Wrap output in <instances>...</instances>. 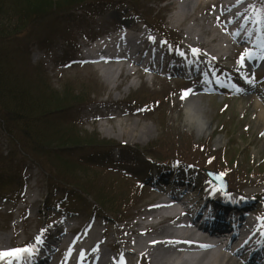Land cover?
<instances>
[{
  "label": "rangeland",
  "instance_id": "obj_1",
  "mask_svg": "<svg viewBox=\"0 0 264 264\" xmlns=\"http://www.w3.org/2000/svg\"><path fill=\"white\" fill-rule=\"evenodd\" d=\"M9 1L10 3L1 5V11L6 10L3 11L5 13L12 11V3L15 4L17 1ZM19 1L18 5L23 3L27 5V7H22L18 13L19 22L23 23V27L18 34L10 33L11 36L8 37L11 38L0 41V52L9 62H17L21 66L17 68V72L25 79L19 76L20 87L27 90L30 96L31 94L41 95L40 92H44V89L47 92L50 91L48 94L50 100L45 104L53 109L45 118L40 120L39 124L36 123L37 126L32 130L34 134H41L47 142L61 131L64 139L86 135L106 140L110 143L109 145L113 146L122 142L158 152L175 151L183 149L184 146L185 149H190L191 140L186 133L193 136L196 142L210 136L207 139L209 143L207 146L208 151L224 147V160H226L227 155L231 159H235L234 165L237 170H241L244 166L257 167L258 165L263 171L261 179L258 178L259 180L256 182L254 180L248 181L247 184L249 185H246L244 189L254 196V210L258 211V209L264 208V190H262V186H264L263 132L256 129L253 124V115L258 111V108H254L252 103L246 101V96L251 95L254 97L253 101L258 103V107L264 110V80H257L259 76L264 74V64L255 69L254 75L250 74L251 67H246L244 71H240L242 69L239 67L240 61L242 57L243 60L246 59L245 46L235 45L236 47H232L233 49L230 48L233 58L220 60L218 64L235 72L232 75L235 82L228 79L233 87L236 85L237 88H243L247 85L250 87L249 91L243 95L233 94L228 97H222L218 93L216 95L209 94L206 91H197L196 93L197 101L204 102L209 109L206 118L209 120L210 126L203 135H194L187 124L183 122L184 98L182 99L181 95L186 90L196 88L202 82L201 78L196 77V75L188 80L177 75H171L169 80L160 79L154 76L155 73L147 70L142 71L139 64L127 60V57H123V60L120 61H108L110 63H101L100 65L95 63L94 66L74 62L81 51L78 41L90 42L95 35L110 30L113 31L115 27L120 28L121 24L126 22H132L135 26L138 24L137 27L140 28L142 14H148L147 11L150 10L153 12L150 14L162 17V24L182 38V41L183 38L184 41L197 38L201 42H208L211 47L217 48L216 44L223 42V37L217 43L211 37L212 34L216 35L215 31H220V29L216 25L214 28V25H210L206 20L209 13L211 14L212 8L210 6L205 4L202 7L201 5L196 10H192L194 12H189L188 9L184 8L185 12L193 13V16L178 26V28H181L179 34L176 30L177 25L173 23L171 18L172 9L168 6L170 0H131L132 2L122 0L118 3L103 5L102 8L98 7L97 10L99 8L100 10L97 12L95 6L86 7L81 11L74 12V15L70 17V19L76 20L77 15V20L79 19L76 21L77 24L70 25L72 26V31L69 33V37L72 39L71 44L66 43L60 37H55L46 48H41L35 42L40 39V37H37L38 32L45 30L43 29L45 28L43 18L55 11L41 14V19L34 13L48 11L51 8L55 10L56 6L53 5L50 8L45 6L46 8L33 12V0ZM56 1L63 2V0ZM183 1L180 0V4H183ZM254 1L261 2L262 0ZM133 2L136 4L138 12L134 10ZM71 6L60 4L58 5V11L68 10L66 8ZM67 12L69 11L64 13ZM189 28L192 29L191 33L186 30ZM52 29H57L54 33L63 34L64 32L62 29H58L56 25ZM150 31L155 32L153 29H150ZM35 37L37 38L33 39ZM24 49L28 50V58L31 63L41 65L47 74L43 72L44 75L41 74L36 67L28 64ZM154 49L156 50V48ZM133 58L139 59V56ZM112 63L114 65H111ZM108 68H112L113 72L112 76L106 77L104 74ZM42 80L48 85L43 84ZM34 96L33 99L38 98L36 95ZM139 98H141V102L143 99H145L143 100L145 102L151 101L152 106H138L142 104ZM83 99H89V103L84 107H73L71 109L72 106L77 102H82ZM69 104L71 105L66 109L64 108L65 110H59ZM55 106L56 108H54ZM75 112L78 114L74 118ZM66 114H68L71 121L76 123L77 128H75V131L64 130L65 127L69 126L64 122L68 120ZM64 115L65 118L62 120ZM47 119L49 120L47 121ZM31 145L32 148L28 150V146L24 141H16V152L9 160L7 156H4L6 157L5 160L0 162V192L2 193L0 196L6 198L5 192L8 187L17 191L15 196L6 198L7 200L0 197V235L4 236L6 245L12 246L15 243H17L16 245H24L31 237H38L43 233L46 235L52 232L60 234V232L55 231V227H52L51 224L63 219L64 216H56V214L59 215L58 212L63 213L74 210L68 213L72 214L67 220L70 222L69 224L82 228L94 223L105 228L104 235L101 237L103 238L102 245H104L103 248L101 245V257H103L102 253H105L114 258L120 255L122 251V242L119 239L122 235L121 227L133 224L136 220L145 223L156 221L157 218L151 216L153 214L150 217L146 215L145 218H141L143 213L155 203L154 197L156 195L151 186L147 185L148 180H142L144 176H142L143 174L139 169L142 168V165L126 164L120 166L115 164L114 160L117 158L115 157L112 160L104 153L108 148L107 146L86 148V154L80 157L84 160L79 162V159L71 153L74 151L77 154V152L84 150L83 148L73 150L69 146H61L46 150L44 147ZM10 148L8 141L0 137V155L7 154ZM59 154L61 156L58 159ZM22 155L33 157L32 161L34 163L22 159ZM89 158L94 163L87 161ZM51 161L55 163V166L51 164ZM71 161L73 164H71ZM81 162L86 166L84 164H82L83 166L79 165ZM40 164L45 165L48 169L45 168V171H43ZM122 169L126 170L127 180L120 172H115ZM193 173L200 180V173L197 170H194ZM119 175L124 176V180L129 183L133 182L132 179H134L136 187L143 186L138 193V197L141 198L134 200V205L125 212L126 219L119 224L110 222L102 225V217L100 216L104 215L105 212L101 210H98V217L90 214V211L85 208V205L91 203L90 193L86 195L85 191L81 193L78 190L83 200L80 198L77 203L62 200L58 209L50 207V203L55 198L52 196L61 197L62 190L59 189L67 186L65 184H70V182L78 183L75 188L79 189L80 186H84L83 183H86L88 190L95 189L103 195L106 191L115 197L117 190L118 192L121 191L126 185ZM113 177L116 180L114 185L110 182ZM14 178L21 179L16 186L10 181V179L15 181ZM59 183L61 185L57 186V190L52 187ZM106 185H110L111 188ZM256 191H259V193L257 194ZM90 192L93 191L90 190ZM48 200L49 202H47ZM58 202L60 203V200ZM123 214H119L118 217ZM51 221L52 223H50ZM131 236L128 234L126 237ZM65 237L68 238V235H65ZM139 238L146 243L156 240L155 235L144 228H141ZM52 239L57 241L54 237ZM51 242L50 240L47 241V243ZM177 248L162 245L154 250V259L165 261L164 264H180L179 261L172 260L173 257L180 252L187 251ZM140 252L137 255H130L131 257L124 256L123 259H125L126 264H150L148 260L141 257ZM194 252H198L197 249H194Z\"/></svg>",
  "mask_w": 264,
  "mask_h": 264
},
{
  "label": "bare ground",
  "instance_id": "obj_2",
  "mask_svg": "<svg viewBox=\"0 0 264 264\" xmlns=\"http://www.w3.org/2000/svg\"><path fill=\"white\" fill-rule=\"evenodd\" d=\"M183 1V0H182ZM186 2L183 1V4H178L177 0H170L169 1V8L172 9V15L171 18L173 20V23L176 24L177 26L181 25L185 20H187L189 17L193 16V13H189V12H194L192 10H196L197 8H199L203 3L204 0H185ZM206 2V1H205ZM235 2H237V0H231V1H227L226 5L229 6L231 5L230 10H232V8L235 7ZM240 3H245L243 7L248 6L250 8V11H255L256 9V5H255V9L253 7H250V5L255 4L254 0H240ZM243 7L241 9H239L238 11H235L236 13H234L235 15L233 17H235V19H240V16H242L243 14ZM185 9H188L187 12H185ZM246 12V11H245ZM218 21L222 20V16H219ZM243 23L245 24V19H242ZM241 20V21H242ZM208 22V21H207ZM224 25H226L227 27V23L225 21H221ZM119 28V27H118ZM121 29H126L130 32L129 35V40H137L138 44H140L141 42H143V37L144 34L141 33V35H135V33L133 31L138 30L137 26L134 25V23L132 22H126L124 24H121L120 26ZM227 29H229V26L227 27ZM188 30V33L192 32V29H186ZM230 30V29H229ZM207 33V32H206ZM132 34H134L133 36H131ZM233 36L236 35V33H232ZM148 37V36H147ZM213 40H216V43L218 42V36L215 34L211 35ZM111 40V39H110ZM153 39H151V43H154V41H152ZM192 45L195 46L196 48L200 47L201 49L205 48L204 51L206 53H212L214 51H217V48L215 47H211V44H208V42H201L200 39H192ZM110 41L106 42L104 45H98V46H94L91 49H87L85 51H82V53H84V56H87L88 58H99L101 57L102 60L100 61H104L105 59H107V52L108 49L110 48V46H108ZM185 48H189V46H185ZM194 48V47H193ZM221 49V48H219ZM138 50V49H136ZM140 51H129V50H121V55H127L129 57L131 56H135L136 54H138ZM255 54V50L252 52L251 55ZM114 58V57H113ZM112 58V59H113ZM245 62H249V58H247L245 60ZM97 64H100L99 62ZM111 65H114V63H112ZM107 67L106 65H102ZM100 68V67H99ZM106 73L104 74L106 77L108 76H112V68H108L105 70ZM197 99L192 96H188L186 101L184 102V106L186 107L187 105H192L193 108L197 107ZM248 100V101H247ZM253 97L250 95H247L246 97V101L249 103H252V106L254 108H258V111H256V113H254V120H253V124L254 127L258 130H262L263 135H262V142L264 144V110L260 109L258 107V103H256V101H253ZM256 110V109H255ZM207 120V129L208 130L210 123L209 120L206 118ZM186 123V122H185ZM219 141V140H218ZM210 188H213L214 190V186L211 185V187H209L208 190H210ZM207 190V192H208ZM172 197H175L176 194H171ZM175 198H179V197H175ZM187 201L193 202L192 198H188ZM185 202V201H184ZM183 202V203H184ZM207 202L204 201L203 205H205ZM201 204V201H200ZM215 206L216 205H212L211 209H210V216H212V218H214L215 216L218 217L219 214H217V212H221L223 213L221 216L224 217L225 214L224 212H226L224 209H222L221 211H219V207L217 208V212H215ZM183 212L187 211V208H182ZM153 214V215H151ZM147 216L150 217H156V221H152L149 223H145L144 221H138L136 220L133 224H128L124 227L120 228V231L122 233L121 237H119V239L122 242V251H121V255H117L114 258H111L108 254L102 253V256L100 258V261L96 260L94 257L91 258V264H126V262L123 260L124 256H128L131 257L130 255H137L138 252H140L141 257L145 258L146 260H148V263L150 264H164L165 261L162 260H158L157 258L154 259V250L157 249L158 247L162 246V245H166L169 246L170 248H174V247H178L177 249H186L188 252L186 253H178L176 254L172 259V260H176L179 261L180 264H241L238 263L234 260L231 259H227L221 252H219L217 249L212 248V246H210L209 248H207L206 250L202 251V252H194V249H198L197 247V242L193 239L196 238L195 234L192 231L183 229L182 231H170L166 224H164V222L170 220V218L172 216L176 217L177 221H182V216L180 215V213L178 212V207L173 205V204H168L167 201H165L164 199H158L156 200V202L150 206L142 215V219L145 218ZM225 220V218H222V221ZM252 225L256 224V221H249ZM141 228H144L146 231H151L153 235H155L156 240L154 242L151 243H146L143 241V239L139 238V234L141 232ZM264 230V228H263ZM65 231H63L64 233ZM92 234L96 235V236H100L103 233H101L97 228L94 227ZM128 234L132 235L131 237H126L128 236ZM126 235V236H125ZM199 239V237H197ZM188 240V241H186ZM192 240V241H191ZM95 242V241H94ZM93 242V243H94ZM92 243V245H93ZM17 243H15L14 245H6L4 243V236L0 235V251H7V248H12L16 245ZM181 245V246H178ZM58 246V245H57ZM57 246H53V247H45V246H39L37 248L39 255H37L38 257V262L39 264H42L44 262H51L50 264H67V262L65 260H62V254L65 253H70V245L67 242H63L61 246H59V248H57ZM85 247L82 244H79L77 247V251L76 253H80ZM112 255V254H111ZM1 262V261H0ZM42 262V263H40ZM2 264H7V262H2ZM13 264H16V262H13ZM33 264H37V263H33Z\"/></svg>",
  "mask_w": 264,
  "mask_h": 264
},
{
  "label": "trees",
  "instance_id": "obj_3",
  "mask_svg": "<svg viewBox=\"0 0 264 264\" xmlns=\"http://www.w3.org/2000/svg\"><path fill=\"white\" fill-rule=\"evenodd\" d=\"M16 1L17 2H15V4L11 2L13 4L12 11L5 13L3 11H6V10H2V11L0 10V41H3L7 38H11V37H8V36H11L9 35L10 33L17 34L23 27V23L19 22L18 13L20 12V9L22 7H27V5L26 3L18 5L20 1L19 0H16ZM101 1H109V0H63V2L61 1L57 2L56 0H33V12L38 11L40 9H44L46 7L50 8V6L52 7L53 5L56 6L55 10L51 8L48 11L34 13L36 16L40 18L41 14L50 13L52 11H55L54 13L48 14V16L43 18L45 22L43 24L45 28L43 29L45 30L38 32V35L47 36L48 34L49 35L56 34L54 32L57 29L55 30L52 28L55 26V24H61L60 20H62V18L66 14L64 13L65 11H70L71 9L82 7L85 5L98 4ZM7 3H10V1L0 0V7L1 5H4ZM60 4H68L72 6L66 8L68 10L63 9L61 11H58V5ZM41 38L42 37H40L39 40H41ZM1 53L2 52H0V126H2L6 130V133L9 136L11 144L15 146V148L12 149V151H10V153L7 155L8 160L16 152L15 150L16 141H24V143H26L28 146L27 147L28 150L32 148L31 144L39 146V147H44L46 150H49L52 148H58L61 146H69L70 148H73L75 150L79 148L86 149L92 146L94 147L95 146H109L110 143H108V141L106 140H101L97 137H90L86 135L84 137L72 136L70 139H64L62 137V132L60 131L58 132V135L51 137L47 142H45V139L44 137H42L41 134H38V133H36L37 135L34 134L32 130H34L35 127L37 126L36 123L39 124L40 120L45 118L48 115V113L52 111L51 109H53L45 104V102L47 103V101L50 100V95H48L50 91L47 92L46 89L43 88L44 92H40L41 95L30 93L32 96L31 97L27 90H23L22 87H20L21 82H20L19 76L21 78L22 77L24 78V76L20 75L17 72V68L21 66L17 62H9L7 59L4 58L3 55H1ZM4 75H6V77H4ZM44 83L47 84L45 81H43V84ZM34 95H36L38 98L33 99L35 98ZM86 100L87 99H83V101L80 103L86 102ZM78 103L79 102H77V104ZM70 105L71 104L63 106L59 110L64 109V108L66 109ZM54 108H56V106ZM49 119H47V121ZM24 124H28V125H24ZM75 128H77V126L72 124V125L65 127L64 130L70 129V130L75 131ZM199 150H200V154L204 153L202 148ZM177 151H181V149H178ZM46 153L48 154V152ZM60 156L61 155L59 154L58 159L60 158ZM217 156L219 157L220 154H217ZM5 158L6 157L4 156L0 157V162L2 160L4 161ZM22 158H28L31 160L33 159V157H28L24 155H22ZM51 164L55 166V163L53 161H51ZM71 164H73L72 161H71ZM82 164L83 163H79V165L83 166ZM42 166L44 167V169L46 168L45 165H42ZM56 173L58 172L56 171ZM83 184L84 186H80V187L83 188L85 193L87 194L90 193V195L92 196L94 200V203H96L98 206L100 207L107 206V208H114L120 203L119 201L114 200V197L111 196L109 192L105 191V195H103L101 193H98L95 189L88 190L87 184L86 183H83ZM65 185H69V184H65ZM70 185L76 187L78 186V183L70 182ZM90 190H92L93 192H90Z\"/></svg>",
  "mask_w": 264,
  "mask_h": 264
},
{
  "label": "snow or ice",
  "instance_id": "obj_4",
  "mask_svg": "<svg viewBox=\"0 0 264 264\" xmlns=\"http://www.w3.org/2000/svg\"><path fill=\"white\" fill-rule=\"evenodd\" d=\"M250 7L255 8V5H250ZM259 15L261 16V20L257 21V23H264V7H261L258 9ZM244 30V26L241 25V31ZM241 32H237L236 35H240ZM259 47L262 50V53H264V34L260 36V44ZM193 55H199L200 52L198 49H193L191 50ZM181 56H184L185 53L180 52ZM241 67H243V57L241 59ZM215 69H208L207 71H204L202 75L204 77H208L209 72H215ZM205 83H208L209 81L206 79L204 81ZM195 94L192 90H186L184 93H182L181 98H185L188 95H193ZM41 237H36V243H42ZM35 247L34 245H29L23 248H16V249H11L7 251H0V261H7V264H13V260L16 261V264H31V259H32V254L35 252Z\"/></svg>",
  "mask_w": 264,
  "mask_h": 264
},
{
  "label": "clouds",
  "instance_id": "obj_5",
  "mask_svg": "<svg viewBox=\"0 0 264 264\" xmlns=\"http://www.w3.org/2000/svg\"><path fill=\"white\" fill-rule=\"evenodd\" d=\"M197 101V100H196ZM209 111L207 105L197 101V107L187 105L183 110V122H186L194 135H203L207 129L206 115Z\"/></svg>",
  "mask_w": 264,
  "mask_h": 264
}]
</instances>
